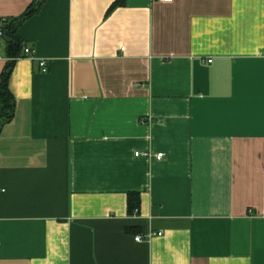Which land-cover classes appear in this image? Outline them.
<instances>
[{
    "label": "crops",
    "instance_id": "0c3cea01",
    "mask_svg": "<svg viewBox=\"0 0 264 264\" xmlns=\"http://www.w3.org/2000/svg\"><path fill=\"white\" fill-rule=\"evenodd\" d=\"M15 33L0 264H264V0H42Z\"/></svg>",
    "mask_w": 264,
    "mask_h": 264
},
{
    "label": "trees",
    "instance_id": "16d2710c",
    "mask_svg": "<svg viewBox=\"0 0 264 264\" xmlns=\"http://www.w3.org/2000/svg\"><path fill=\"white\" fill-rule=\"evenodd\" d=\"M42 0H36L34 5L27 8L22 15L16 19H12L9 22H6L2 26V34L4 36V49L6 57L8 60L5 62L3 70L0 74V104L2 106V111L0 114V123L5 121L11 112L12 109V97L7 89V78L13 64L14 57L19 56V53L22 48V43L18 36L15 33V25L19 21H22L33 13H35L41 4ZM115 4V3H113ZM137 206V193L129 192L126 194V210L128 213H131L134 208Z\"/></svg>",
    "mask_w": 264,
    "mask_h": 264
},
{
    "label": "built area",
    "instance_id": "2783aa9c",
    "mask_svg": "<svg viewBox=\"0 0 264 264\" xmlns=\"http://www.w3.org/2000/svg\"><path fill=\"white\" fill-rule=\"evenodd\" d=\"M164 2H169L170 0H161ZM5 22V19H0V35H2V26ZM22 54L31 57L32 56V50L29 49L27 46H22L21 48ZM207 62H209V59L206 60ZM38 67H39V71L40 72H46L47 71V67L45 66V62L43 59H39L38 60ZM134 156L140 155L146 158H153V159H160L162 157V152H156V153H151L149 151H135L133 153ZM160 232H157L156 234L159 235ZM133 240L138 241L140 240V237L138 235L133 236Z\"/></svg>",
    "mask_w": 264,
    "mask_h": 264
}]
</instances>
